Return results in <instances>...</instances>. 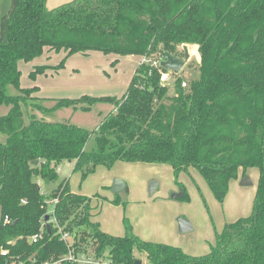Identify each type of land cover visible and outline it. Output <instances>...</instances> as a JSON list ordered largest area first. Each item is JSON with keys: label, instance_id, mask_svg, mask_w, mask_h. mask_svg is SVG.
I'll return each mask as SVG.
<instances>
[{"label": "trees", "instance_id": "1", "mask_svg": "<svg viewBox=\"0 0 264 264\" xmlns=\"http://www.w3.org/2000/svg\"><path fill=\"white\" fill-rule=\"evenodd\" d=\"M181 44L197 45L198 76L185 88L178 80L172 95L157 69L139 63L120 97L83 94L48 107L32 95L37 86H20L18 62L45 49L66 55L56 65L35 66L32 78L57 71L73 53L177 55ZM104 104L112 109L91 130L23 117V107L50 115ZM0 105L8 106L0 115V243L14 240L12 255L35 254L42 264L66 253L53 223L37 243L27 239L51 210L74 235L76 251L107 253L114 264H135L134 250L146 264H264V0H71L53 8L46 0H10L0 15ZM62 161L72 162L81 179L117 161L165 163L182 192L177 198H187L179 176L190 168L220 202L240 169L257 168L258 180L251 213L227 223L210 252L195 256L140 239L127 219L121 236L102 231L91 220V198L72 192L67 179L41 194L36 180L56 182ZM111 202L124 204L117 193ZM5 215L10 221L3 224Z\"/></svg>", "mask_w": 264, "mask_h": 264}, {"label": "rangeland", "instance_id": "2", "mask_svg": "<svg viewBox=\"0 0 264 264\" xmlns=\"http://www.w3.org/2000/svg\"><path fill=\"white\" fill-rule=\"evenodd\" d=\"M9 4L10 0H0V15L8 11ZM187 45H189L190 56L180 70V75L188 80L198 76L199 53L197 45ZM65 55L63 50L55 52L45 49L38 57L18 62L21 72L20 86L22 88L37 86V91L32 95L44 99L43 103L48 107L57 98H76L83 94L122 96L141 59V56L135 54H104L97 50L88 51L86 54L78 52L69 55L64 66L57 71L49 68L45 73L37 74L35 78L30 77V72L35 66L56 65ZM178 56L182 57V54L178 53ZM8 92L16 93V90L10 86ZM172 93L173 86L169 84L168 94L172 95ZM111 109V105L104 104L96 105L87 112L64 108L50 115H43L39 111L23 107V117L26 122L29 116L34 115L49 121H67L91 130ZM7 110L8 106L0 105V115L5 114ZM3 140L4 137L0 134V141ZM57 172L59 174L57 181L45 184L46 190H52L59 182L67 179L71 189L84 192L96 202L105 200H99L98 194H104L107 198L112 196L113 192L104 186L105 183L111 181L112 184L114 178L125 182L128 187V193H122L123 195L127 193L125 204H113L107 201L100 203L102 206L99 218L111 223L114 226L112 229L114 232L117 229L123 231L124 216L129 221L135 220L138 224L148 227L147 230L155 233L157 237L165 234L169 222L176 223L179 217L188 219L191 230L179 232L177 225L176 231L186 250L197 252L196 256L210 252L215 244L216 235L227 223L251 213L258 180V169L255 167L247 169L246 174L251 183L242 185L241 179L238 181L231 179L224 200L220 202L214 197L205 179L195 168H190L179 177L187 198L174 197L181 193V190L175 183L170 166L165 163L117 161L110 168L98 165L94 172L81 179L80 172L74 171L72 163L62 161ZM151 182H155L156 186L150 193ZM191 245L195 246L196 250H192ZM134 257L139 259L141 264L147 263L144 254L137 250H134Z\"/></svg>", "mask_w": 264, "mask_h": 264}, {"label": "built area", "instance_id": "3", "mask_svg": "<svg viewBox=\"0 0 264 264\" xmlns=\"http://www.w3.org/2000/svg\"><path fill=\"white\" fill-rule=\"evenodd\" d=\"M179 50V51H178ZM178 52L182 54L183 57V44L178 46ZM194 51H192L193 53ZM175 55V54H174ZM190 55V52H189ZM178 56V54L176 55ZM179 57V56H178ZM181 57V58H182ZM163 56H157V55H150L146 56L143 55L141 56V59L139 61L140 64L147 65L151 68H155L159 72V81L162 84L169 85L171 84L172 86L175 85V83H179L180 87L185 88L187 86V79L185 77H182L180 75V69L179 71H174L170 69H163L161 65V61L164 59ZM37 185L39 186V191L41 194H45L47 191L44 188L43 181L41 179L36 180ZM57 199L54 198L51 203H56ZM24 202V200H23ZM49 212L51 213V210L46 213L48 215V219L46 220L45 217L40 218V227L38 231L31 236H29L27 239L30 243H37L44 237V229L45 227L48 226L49 223H53L54 227L56 228V232L59 235V238L61 241L64 242L66 246V253L59 256L56 260L54 259H49L44 261L42 264H61V262H71L74 264H114L112 259L108 256V254L104 255H94L93 253H85L81 251H76L74 247L75 243V238L74 235L69 232L63 230L57 223V220L54 216H50ZM10 221V218L8 215H5L2 219V223L6 224ZM14 240H9L7 241L6 244L0 243V264H36V256L35 254H31L27 257H21L19 255H12L10 252V245H13Z\"/></svg>", "mask_w": 264, "mask_h": 264}, {"label": "crops", "instance_id": "4", "mask_svg": "<svg viewBox=\"0 0 264 264\" xmlns=\"http://www.w3.org/2000/svg\"><path fill=\"white\" fill-rule=\"evenodd\" d=\"M69 1H71V0H46V5H47L48 8H53V7H56V6L60 5V4H63L65 2H69ZM70 163H72V162H70ZM72 165H73V163H72ZM170 168H171V166H170ZM171 170H172V168H171ZM246 173H247V170H246ZM245 174H243L242 170L240 169L237 178H235L236 181L241 179ZM104 186L107 189H110L111 181H108V183H105ZM125 186H127V185H125ZM70 190L72 192H74V193H79V194L88 196L84 192L74 191L71 188H70ZM123 191H124V189L122 191H120V193H117V194L120 195V198H122V200H123V202L125 204L126 203V195L128 193V187H127V193L125 195L122 194ZM115 194L116 193H112V196L110 198H107V196L104 195V194H98L97 198L99 200L105 199V200L101 201L102 204H103L104 201H107V202L111 203V200L113 199ZM124 197H125V199H124ZM101 202H99V201L96 202L93 198H91V201H90V205H91V208H92L91 209V215H92L91 216V220L94 221V222H97L99 227H100V229L102 231L108 233V234L115 235V236L123 235V233H124V219L128 220V218L126 216H124L123 219H122V229H123V231L121 232V230L117 229L116 232H114L112 230L114 228V226L111 223L105 222L103 218H99L100 207L102 206V204H100ZM118 204H120V203H118ZM121 204H123V203L121 202ZM129 223H130V225L132 227L133 233L136 234L142 240L152 241V242H161V243H165V244L178 246L187 254L195 255V256L198 255L197 252H189L188 250H186L184 245L180 242V237H179L180 235H177L178 231H176V228H177V225H178L177 222L176 223L169 222L168 230L161 237H157L155 235V233H153L152 231L147 230L148 227L138 224L135 220H131V221H129ZM191 249L192 250H196L195 246H193V245H191Z\"/></svg>", "mask_w": 264, "mask_h": 264}, {"label": "water", "instance_id": "5", "mask_svg": "<svg viewBox=\"0 0 264 264\" xmlns=\"http://www.w3.org/2000/svg\"><path fill=\"white\" fill-rule=\"evenodd\" d=\"M189 45L184 44L183 45V57H178L168 51L164 52V59L161 61V65L163 67V69H170V70H174V71H179L184 63L187 61V59L189 58ZM36 162V161H34ZM242 185H247L250 184V178L247 174H245L242 178H241V182ZM156 186L155 182H151L150 183V187H149V192L151 193L154 188ZM125 187V182L119 178H114L112 181V184L110 186V190L113 193H119L120 191H122ZM182 194H176L174 195L175 198L179 197ZM45 219H48V215L45 216ZM177 223H178V230L179 232H186L191 230V224L189 222L188 219L184 218V217H179L177 219ZM135 264H141V261L139 259H136Z\"/></svg>", "mask_w": 264, "mask_h": 264}]
</instances>
